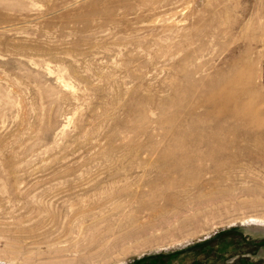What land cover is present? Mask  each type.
Listing matches in <instances>:
<instances>
[{
	"label": "rangeland",
	"instance_id": "rangeland-1",
	"mask_svg": "<svg viewBox=\"0 0 264 264\" xmlns=\"http://www.w3.org/2000/svg\"><path fill=\"white\" fill-rule=\"evenodd\" d=\"M0 264H264V0H0Z\"/></svg>",
	"mask_w": 264,
	"mask_h": 264
},
{
	"label": "bare ground",
	"instance_id": "bare-ground-1",
	"mask_svg": "<svg viewBox=\"0 0 264 264\" xmlns=\"http://www.w3.org/2000/svg\"><path fill=\"white\" fill-rule=\"evenodd\" d=\"M175 166H176V165H175ZM163 175H164V174H163ZM164 177H165V176H164ZM154 181H155V180H154ZM162 182H163V181H162ZM145 184H146V183H145ZM156 186H157V184H156ZM149 188H150V187H149ZM149 188H148V189H149ZM156 188H157V187H156ZM150 190H151V188H150ZM159 190H160V189H159ZM155 191H156V189H155ZM157 191H158V190H157ZM160 191H161V190H160ZM150 192L152 193V192H154V191H150ZM161 192H162V191H161ZM136 193H137V191H136ZM155 193H156V192H155ZM162 193H163V192H162ZM157 194H159V196H160V193H159V192H158ZM135 195H136V194H135ZM153 195H155V194H153ZM142 196H143V195H142ZM142 196H141V197H142ZM150 196H151V195H150ZM135 197H136V196H135ZM154 197H155V196H153L152 199H153ZM157 197H158V195H157ZM138 198H139V197H138ZM150 199H151V198H150ZM152 199H151V200H152ZM143 200H144V199H143ZM152 201H153V200H152ZM147 204H148V202H147ZM149 204H150V203H149ZM163 205H164V204H163ZM159 208H160V206H159ZM88 211H89V210H88ZM90 211H91V210H90ZM120 212H121V210H120ZM108 214H109V213H108ZM118 214H119V213H118ZM106 215H107V214H106ZM104 216H105V215H104ZM111 216H112V214H111ZM104 219H105V217H104ZM88 220H89V219H88ZM95 221H96V220H95ZM102 221H103V220H102ZM105 221H106V220H105Z\"/></svg>",
	"mask_w": 264,
	"mask_h": 264
}]
</instances>
